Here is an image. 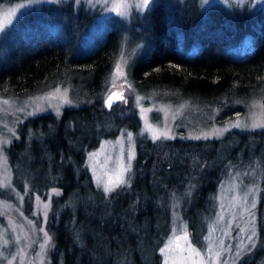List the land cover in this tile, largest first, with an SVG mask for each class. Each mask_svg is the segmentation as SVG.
Wrapping results in <instances>:
<instances>
[{
  "label": "trees",
  "instance_id": "obj_1",
  "mask_svg": "<svg viewBox=\"0 0 264 264\" xmlns=\"http://www.w3.org/2000/svg\"><path fill=\"white\" fill-rule=\"evenodd\" d=\"M93 14L83 5L74 9L67 2L42 6L17 17L0 35V95L27 94L55 82L69 84L73 91L87 95L77 105L64 106L59 115L39 112L23 124L35 127L47 122L48 129L61 137L59 146H51L64 163V174L53 182L59 191L52 195L47 220L51 236L48 264H160L159 248L171 222V217L165 216L181 211L190 240L198 245V220L190 219L189 213L209 216L213 211L214 193L230 165V157L222 155L225 143L234 137H262L264 130L231 129L217 138L205 139L139 136L130 183L104 194L92 184L85 164V152L104 133H93L95 141L90 144L84 139L76 150L72 137L77 134V116L93 112L98 119L120 117L124 106H107L102 92L119 45L117 26L108 28L91 47L83 46L81 38ZM43 23L47 25L42 27ZM134 30L140 45L129 75L142 90L163 97H169L164 94L168 91L208 106L253 97L264 101V5L251 9L215 3L201 11L192 0L174 9L165 0H151L145 23ZM248 32L252 33L251 40L238 51L236 47ZM125 105L132 111L123 117L132 118L131 127L136 129L139 118L135 106ZM241 109L232 104L223 114L227 117ZM25 132L10 142V160L16 144L24 147ZM176 173L191 176L189 183L183 184L191 196L189 207L186 201L179 205L168 201L181 195ZM199 173L202 186L197 181ZM47 185L32 188L44 196ZM74 190L79 195L76 208L72 203ZM87 190L95 195L93 204L85 201ZM160 199L165 203L163 218ZM260 199L263 204L264 192ZM148 250L152 252L151 263L144 257ZM262 252L259 249L238 264H264Z\"/></svg>",
  "mask_w": 264,
  "mask_h": 264
},
{
  "label": "rangeland",
  "instance_id": "obj_2",
  "mask_svg": "<svg viewBox=\"0 0 264 264\" xmlns=\"http://www.w3.org/2000/svg\"><path fill=\"white\" fill-rule=\"evenodd\" d=\"M169 8L187 5L191 0H165ZM194 5L206 11L211 4L219 3L225 7L246 6L251 9L264 5V0H192ZM59 6L69 2L74 9L83 5L94 12L82 35L84 48L91 47L105 31L114 26L120 33L119 45L112 64L104 79V96L114 92L120 99L115 104L124 106L119 111L120 117L98 119L93 112L75 118L74 147L86 139L90 144L95 141L93 133L102 132L96 144L85 152V164L92 184L104 191L109 176L114 178L121 167L128 169L123 173L124 183L131 181V168L139 136L153 138L156 133L163 132L166 137L183 139L217 138L231 129L239 131L264 130V101L253 97L243 102L232 101L222 106H208L194 101L190 97H182L166 91L169 97L158 96L153 92L139 88L130 78V64L133 56L139 51V43L135 40L140 25L145 23V10L149 6L142 5V0H11L0 2V22L2 31L11 25L17 17L24 13L38 10L52 3ZM53 3V4H54ZM121 4L117 9L115 6ZM139 5V6H138ZM181 11V9H180ZM134 21V22H133ZM132 23L136 25L132 26ZM47 23H43L45 27ZM252 33H246L236 49L243 50L251 40ZM138 46V47H137ZM135 47V48H134ZM133 50V51H132ZM132 51V52H131ZM138 51V52H137ZM120 64L123 75L116 77V65ZM83 92L73 91L69 84L40 85L31 93L19 95H0V264H48L51 248V236L48 232L47 220L50 213L52 195L59 189L54 180L64 174V163L52 145L59 146L61 137L48 129V123H37L23 126L31 116L44 111L59 115L66 105H77L86 99ZM132 96L129 99V96ZM90 97V96H88ZM135 106L139 118V126L132 129V118L123 115L131 113L125 105ZM240 105L242 109L227 117L223 111L230 105ZM130 105V106H132ZM230 113V111H228ZM25 130L24 147L16 144L10 160L8 146L20 137ZM139 144H141L139 142ZM56 149V148H55ZM224 157H230V165L226 168L213 196L214 209L208 216L196 211L189 213V218L198 220L196 239L198 245L190 240L189 230L181 211L170 213L168 235L159 248L160 264H238L242 259L251 257L262 249L264 253V203L260 194L264 192V134L248 137L247 140L234 137L226 142ZM131 156V160H129ZM180 196L169 199L177 205L186 203L191 206V196L183 186L189 183L188 173H176ZM99 180V183H98ZM51 181V184H48ZM197 181L202 186V175ZM45 183L46 195L37 192L36 186ZM86 185L88 183L86 182ZM121 185V184H120ZM35 189H33V188ZM186 190V191H185ZM85 201L93 204L95 195L91 190L85 193ZM73 207L79 205V195L73 193ZM162 218L164 217V199H160ZM56 208H60L57 205ZM169 217V218H168ZM203 222V226L202 223ZM187 235V240L177 241V237ZM156 241V240H155ZM171 242V243H170ZM179 243L182 246L176 247ZM170 246V247H166ZM189 247L200 253L192 255ZM165 249V252H161ZM152 252H145L147 262L152 261ZM107 254L104 250L103 257ZM77 264H81L78 262ZM98 264H102L98 262ZM259 264H262L259 262Z\"/></svg>",
  "mask_w": 264,
  "mask_h": 264
},
{
  "label": "snow or ice",
  "instance_id": "obj_3",
  "mask_svg": "<svg viewBox=\"0 0 264 264\" xmlns=\"http://www.w3.org/2000/svg\"><path fill=\"white\" fill-rule=\"evenodd\" d=\"M148 3H149V0H142V5L146 6V5H148ZM121 6H122L121 4H117L115 7H116L117 9H119ZM138 6H139V5H138ZM2 27H3V22H0V28H2ZM115 75H116L117 78H119L121 75H123L122 68H121V65H120V64H117V65H116V73H115ZM114 98H115V99H120V98H122V97H121V96H117L116 93H113L112 95H110V96L108 97V100L105 102L106 105L110 107V106L112 105V103H113ZM152 131L154 132V135H153V138H154V139H157V138H159L160 136H164V135H166V134L163 133V132L156 133L155 130H152ZM131 158H132V157L129 156V160H131ZM127 170H128V169L121 167V169L115 174L114 178H113L112 176H109L107 182L105 183L104 191H105V192H109V191H111L113 188H115L116 186H118V185L124 183L123 173H124L125 171H127ZM98 183H99V180H98ZM181 239H183V240L186 241V240H187V235L185 234V235L182 236V237H177V241H179V240H181ZM170 243H171V242H170ZM166 247H170V246H166ZM176 247H177V248H180L181 250H183V249H182V246H181L179 243L176 244ZM187 250H188L189 253H190L189 259L191 258L192 255L197 256V257L200 256V253L197 252L195 249H192L191 247H189ZM161 252H165V249H161Z\"/></svg>",
  "mask_w": 264,
  "mask_h": 264
},
{
  "label": "water",
  "instance_id": "obj_4",
  "mask_svg": "<svg viewBox=\"0 0 264 264\" xmlns=\"http://www.w3.org/2000/svg\"><path fill=\"white\" fill-rule=\"evenodd\" d=\"M114 92H109L108 94H106L104 97H103V101H104V103L108 100V97L110 96V95H112ZM114 100H115V98H114ZM114 100H113V103H114ZM106 104V103H105Z\"/></svg>",
  "mask_w": 264,
  "mask_h": 264
},
{
  "label": "bare ground",
  "instance_id": "obj_5",
  "mask_svg": "<svg viewBox=\"0 0 264 264\" xmlns=\"http://www.w3.org/2000/svg\"><path fill=\"white\" fill-rule=\"evenodd\" d=\"M53 3H54V2H53ZM53 3H52V4H53ZM53 5H55V3H54ZM41 8H42V7H41ZM180 13H181V12H180ZM53 23H54V22H53ZM53 23H52V24H53ZM137 47H138V46H137ZM134 48H135V47H134ZM132 51H133V50H132ZM132 51H131V52H132ZM134 55H135V54H134Z\"/></svg>",
  "mask_w": 264,
  "mask_h": 264
}]
</instances>
